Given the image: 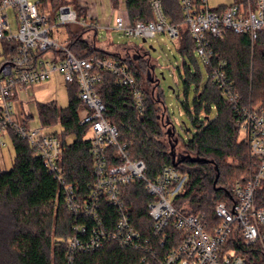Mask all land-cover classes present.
<instances>
[{"label":"built area","instance_id":"obj_1","mask_svg":"<svg viewBox=\"0 0 264 264\" xmlns=\"http://www.w3.org/2000/svg\"><path fill=\"white\" fill-rule=\"evenodd\" d=\"M124 1L111 9L110 23L102 26L80 23L71 6L60 7L51 22L41 10L40 0H0V42L7 46L0 61V148L5 146L1 139L10 134L26 140L47 172L60 183L69 211L83 219L67 241L69 263L81 253L96 252L110 244L145 248L154 253L151 239L143 243L123 196L125 187L142 182L153 198L147 207L156 240L164 245L170 228L182 234L161 264H264V206L259 205L262 197L257 195L264 183V106L242 105L227 75L226 62L211 45L213 41H224L233 32L248 36L253 46L264 32V0H242L221 9H212L208 0H180L183 24L194 40L195 54L208 70L211 84L222 91L238 114L240 134H244L242 140L248 145L254 164L249 179L232 189V203L216 206V223L206 214L179 212L174 200L186 189L187 177L167 166L155 181L149 180L145 163L130 158L126 145L119 141L118 129L105 118L106 106L96 87L104 74L114 76L118 86L135 87L136 80L128 66L117 59L77 58L68 49L67 41L60 44L50 35L58 26L81 24L85 28L120 32L130 39L147 41L165 33L178 40L179 25L168 21L159 0L151 4L154 20L149 22H132L123 10ZM56 74L66 84L76 83L79 88L78 120L89 131L94 173L85 195L68 183L61 166L66 147L52 127L21 112L15 103L20 92L48 82ZM134 93L139 109H143V94L139 90ZM103 201L116 210V218H106ZM251 253L258 257L250 260Z\"/></svg>","mask_w":264,"mask_h":264},{"label":"trees","instance_id":"obj_2","mask_svg":"<svg viewBox=\"0 0 264 264\" xmlns=\"http://www.w3.org/2000/svg\"><path fill=\"white\" fill-rule=\"evenodd\" d=\"M110 1L117 6L120 0ZM153 1L125 0L129 19L132 22L154 20ZM159 1L168 21L179 25L178 51L190 59L195 58V43L183 24L180 0ZM72 2H75L78 19V15L86 14L77 0ZM68 3V0H40V8L52 22L58 9L70 6ZM80 29L82 32L69 30L68 33V49L74 56L117 59L128 66L136 80L135 87L118 86L114 76L104 74L103 81L96 87L106 106L105 118L118 129L119 141L126 145L130 158L145 163L151 181H155L165 167L175 168L187 177L186 189L174 200L176 209L184 214H206L210 221L218 222L216 206L219 203L230 205L234 199L232 189L246 182L254 171L249 147L241 138L238 114L222 91L213 86L210 79L200 90V69L193 72L191 66L184 63L181 77L186 86V100L181 110L194 131L187 130L189 136L183 139L174 126L158 80L153 76L154 66L147 56L138 51L128 53V49L124 55L117 50L109 52L94 47L83 38L84 33L94 28ZM211 45L226 62L227 75L242 105L264 106V32L253 46L248 36L233 32H229L224 41H213ZM192 83L196 88L190 102ZM67 85L68 108H59L54 102L40 103L39 118L44 126L61 127V135L55 132L66 147L61 166L68 183L85 195L94 180L91 142L88 128L79 125L78 85ZM136 90L143 94V109H139L135 100ZM212 105L216 111L214 118H211ZM9 138L15 157L10 170L0 167V264H161L180 242L182 234L172 228L167 231L164 245L153 236V221L147 207L153 198L144 183L136 182L123 189L124 200L143 243L151 239L154 253L145 248L110 244L96 252L81 253L69 263L67 241L75 235L74 227L83 224V219H77L69 211L60 183L47 172L31 145L14 134ZM70 138L73 142H69ZM257 195L262 197L259 205L264 206V183ZM102 210L106 218L117 217L116 210L106 201L102 202ZM252 253L250 260L258 257Z\"/></svg>","mask_w":264,"mask_h":264},{"label":"rangeland","instance_id":"obj_3","mask_svg":"<svg viewBox=\"0 0 264 264\" xmlns=\"http://www.w3.org/2000/svg\"><path fill=\"white\" fill-rule=\"evenodd\" d=\"M72 1L74 0H68V4L74 11H76L75 2ZM77 1L80 5L79 0ZM208 2L211 8L216 9L219 6H228L232 4L233 0H208ZM80 7L83 8L81 5ZM111 7L116 9L117 6H114L111 3ZM223 7H220V9ZM125 9L126 7L123 6V10ZM10 14L13 15V12L10 11ZM109 16L110 13H107L106 17ZM78 17L80 23L86 21L85 15H78ZM13 27L14 32H16L17 29L14 23ZM80 28H83L81 24L58 26L57 28H53L50 35L60 44H65L68 38L69 30L72 32H82ZM95 33L96 31L92 29L83 35V38L94 47L110 52L117 50L124 55L128 49L130 50L128 53L134 54L135 51H138L139 53L147 56L151 66H154L153 76H155L158 80L159 89L162 91L166 107L172 117L174 126L181 138L187 139L190 133L188 131L190 130L193 132L194 129L192 128V125L186 115L181 110V104L186 100V86L181 74H183L184 71V63L190 65L193 72L199 68L202 74L200 90L204 89L209 77L207 69L201 58L197 54L193 59H190L188 56H183L178 51L177 40H172L165 33H160L156 36V38L148 39L145 43L139 39H130L122 33L116 31L101 30L97 32V38ZM4 46L7 47L4 42H0V61L4 57ZM195 88L196 85L194 83H192L189 87L190 102H192L194 97ZM20 100L23 101L24 104L32 101L29 102V107H32L33 109L36 107V104L49 102H54L59 108L66 109L70 103L69 87L60 77L55 76L47 83L38 84L28 88L27 93L23 94L22 97H20ZM212 106L213 112L211 118H214L216 116V111L215 106ZM52 130L54 133L57 132L58 135H61V127H53ZM243 137L244 134L241 133V138ZM1 140L5 143V146H2L5 165L7 169L10 170L15 157L12 140L9 137L2 138ZM73 140V138H70L69 142H73Z\"/></svg>","mask_w":264,"mask_h":264},{"label":"crops","instance_id":"obj_4","mask_svg":"<svg viewBox=\"0 0 264 264\" xmlns=\"http://www.w3.org/2000/svg\"><path fill=\"white\" fill-rule=\"evenodd\" d=\"M79 2H80V5L86 11V14H85L86 21H88L89 23L100 24L102 26L103 25H108L110 23L111 16H112V13H111V8L112 7H111V1L110 0H79ZM236 2H237V0H233L232 4H234ZM232 4H230V5H232ZM118 5H119V3H118ZM230 5H228V6H230ZM123 6H125V1H124ZM223 6H219L216 9H220V7H223ZM224 7H226V6H224ZM124 11L127 12L126 9ZM107 13H110L109 17H106ZM101 30H103V29L102 28L98 29L96 32H99ZM97 36H96V38H97ZM55 76H58V77H60L63 80L61 75L56 74ZM27 90H24V91L20 92L19 96L16 98V101H15L16 107L21 112H26L33 118H35L37 116L38 120L40 121L39 111H38V104H36V107L33 109L32 107H29V105H30L29 102H32V101H29L28 103H26L27 104V106H26V104H24L23 101L20 100V97H22L23 94L27 93ZM0 164H1L2 170H6L7 169V167L5 165L4 157H3L2 147L0 148Z\"/></svg>","mask_w":264,"mask_h":264},{"label":"water","instance_id":"obj_5","mask_svg":"<svg viewBox=\"0 0 264 264\" xmlns=\"http://www.w3.org/2000/svg\"><path fill=\"white\" fill-rule=\"evenodd\" d=\"M143 41V43H145L146 42V40H142ZM193 162H195L196 160H192ZM218 176L219 175H217V178H216V182H217V180H218ZM216 184V183H215Z\"/></svg>","mask_w":264,"mask_h":264}]
</instances>
